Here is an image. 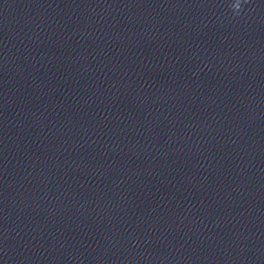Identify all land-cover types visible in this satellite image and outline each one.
I'll return each mask as SVG.
<instances>
[{"label": "clouds", "instance_id": "obj_1", "mask_svg": "<svg viewBox=\"0 0 264 264\" xmlns=\"http://www.w3.org/2000/svg\"><path fill=\"white\" fill-rule=\"evenodd\" d=\"M243 2L247 3V0H243ZM241 4H242V0H235V2L231 4V8H232L234 14H236V15L240 14Z\"/></svg>", "mask_w": 264, "mask_h": 264}]
</instances>
